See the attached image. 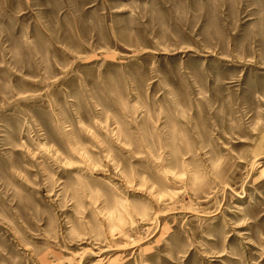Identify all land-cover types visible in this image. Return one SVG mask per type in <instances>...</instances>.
I'll list each match as a JSON object with an SVG mask.
<instances>
[{
    "label": "rangeland",
    "instance_id": "obj_1",
    "mask_svg": "<svg viewBox=\"0 0 264 264\" xmlns=\"http://www.w3.org/2000/svg\"><path fill=\"white\" fill-rule=\"evenodd\" d=\"M0 264H264V0H0Z\"/></svg>",
    "mask_w": 264,
    "mask_h": 264
}]
</instances>
